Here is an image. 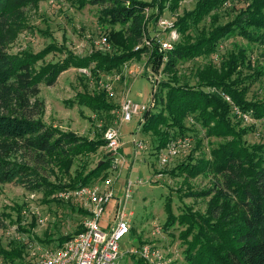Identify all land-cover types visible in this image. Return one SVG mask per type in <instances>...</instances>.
<instances>
[{"label": "trees", "instance_id": "16d2710c", "mask_svg": "<svg viewBox=\"0 0 264 264\" xmlns=\"http://www.w3.org/2000/svg\"><path fill=\"white\" fill-rule=\"evenodd\" d=\"M40 1L49 0H0V183H17L30 192H43L50 198L59 190L91 185L104 171L115 169L116 165L113 158L107 159L87 175L76 172L67 185L56 186L43 176L41 168L50 166L71 177L76 159L97 151L104 141H89L47 125L45 102L39 98L40 85L54 86L60 75L70 68H90L95 64L92 71L98 75L119 70L139 58L147 51L142 44L147 31V10L157 7L162 14L166 4L173 9L180 0H68L78 9L88 5L102 6L99 22L121 25L119 31L108 33L113 50L86 57L69 52L62 61L38 68V62L49 52L63 50L51 44L38 53L11 54L9 47L26 26L22 8ZM220 1L200 0L195 10L178 22L179 31L184 32L192 24L200 23ZM249 27L264 34V0H252L234 21L217 27L194 43L174 45L166 53L165 64L163 53L157 50L149 60L153 68L164 66L163 72L169 77L159 83L155 93L156 109L158 103L161 109L146 112L142 127L143 133L156 137L157 150L165 148L173 137L189 135L192 129L186 121L190 117L195 119L193 125L199 123L207 129L208 136L231 138L214 148L210 159L202 158L195 165L183 163L170 171L176 177L182 174L196 177L211 171L220 178L202 193L205 197L212 195L206 217L191 209L176 216L171 202L166 203L168 217L164 228L174 227L176 223L186 226L181 238L187 245V264H264V145H247L242 140V132H237L231 124V106L222 95L205 89L220 90L258 119H264V102L246 100L244 88L237 80H232L233 72L243 64L241 55L231 54L222 61L219 71L211 65L198 68L195 85L180 83L177 69L182 61L215 54L220 41L233 34L254 40ZM136 47L139 49L135 50ZM73 102L109 116L116 107L107 101L104 93L94 97L80 94ZM81 230L82 224L75 233L59 237L52 249L63 246ZM49 241L46 242L51 245ZM0 256L16 264L17 260H22L23 251L1 249Z\"/></svg>", "mask_w": 264, "mask_h": 264}, {"label": "rangeland", "instance_id": "374dc122", "mask_svg": "<svg viewBox=\"0 0 264 264\" xmlns=\"http://www.w3.org/2000/svg\"><path fill=\"white\" fill-rule=\"evenodd\" d=\"M199 1L180 0L173 9L166 4L165 9L160 12L162 14H159L157 7L148 9L147 31L142 42L147 51L139 58L124 64L119 70L94 75L92 70L95 64L90 68H70L60 75L54 86H47L45 83L40 85L39 98L45 102L44 121L47 125L89 141H104L97 151L76 159L71 169V177L50 166L41 168L40 172L49 182L56 186L67 185L76 172H84L87 175L110 158L115 160V169L104 171L91 185L112 181L115 195L119 198L123 195L122 188L128 180L137 184L139 182L138 186L133 188L127 207V212L132 213L131 232L120 243L123 253L121 264H147L144 260L139 262L142 259L137 251L148 243L160 249L166 259L171 261L170 264H187V245L181 238L186 226L176 223L174 227L164 228L168 217L166 203L171 202L176 216L191 209L194 213L206 217L212 195L205 197L202 193L211 189L215 181L220 180L211 171L196 177L186 174L176 177L172 176L170 171L183 163L193 162L195 165L203 160L202 158L210 159L211 151L229 141L230 137L208 136L207 129L199 123L193 125L195 119L190 117L186 121L192 129L190 134L173 137L171 140L186 139L187 151H181L160 170L159 152L162 149H156L157 140L151 133H143L140 130L137 137L146 143L147 150L135 154L134 139L141 118L135 116L131 122L122 123L119 119L124 99L141 105L150 102L154 89V84L147 75L150 68L160 83L169 78L163 72L164 66L153 68L149 61L157 50L163 53L165 64L167 51L162 49L160 43L173 46L194 43L201 36L212 33L217 27L234 21L252 0H221L218 7L207 13L200 23L192 24L184 32L179 31L178 22L194 11ZM22 9L26 26L10 45L9 53H38L51 44L63 50L49 52L43 61L38 62V68L62 61L69 52L80 57L96 52L110 53L113 49L108 41V33L122 29L121 25L99 22L102 6L88 5L78 9L68 0H49L28 4ZM162 21L167 22V25L162 26ZM248 31L254 36V40L233 34L220 41L215 54L182 61L177 68L180 83L195 85L198 83L195 75L198 68L204 69L211 65L219 71L222 61H226L231 54L241 55L243 64L233 72L232 80H237L244 88L246 100L264 102V34L255 27H249ZM110 88L113 90V96L110 95ZM205 90L222 95L231 106V124L237 132H242V140L247 145H264V119H258L252 112L242 110L228 95L216 88L208 87ZM101 93L105 94L107 101L116 105L109 112L111 116L105 112L96 113L73 102L80 94L94 97ZM160 109L161 105L158 103L156 110ZM107 114L111 119H108ZM213 125L212 123L211 126ZM111 127L118 128L121 135L122 146L117 153L108 147L105 140L106 131ZM160 172L162 177L157 178ZM74 190H59L49 198L43 192H30L17 183H0V251L19 248L23 251V256L16 264H34L39 248H55L59 237L75 233L88 215V206L84 198L69 194ZM80 210L86 211L87 214ZM156 226L161 228V234L152 236V230ZM48 240L52 241L51 245L46 242ZM215 243L221 245V242ZM0 264L12 262L0 256Z\"/></svg>", "mask_w": 264, "mask_h": 264}, {"label": "built area", "instance_id": "2783aa9c", "mask_svg": "<svg viewBox=\"0 0 264 264\" xmlns=\"http://www.w3.org/2000/svg\"><path fill=\"white\" fill-rule=\"evenodd\" d=\"M160 24L166 26L167 22L162 21ZM160 44L164 51L173 48V45L169 43ZM138 49L139 47L136 48V50ZM147 75L154 84L150 102L147 105H141L126 98L121 103L119 111L121 123L131 122L135 116L141 118L140 127L137 129L134 139L136 155L141 150H147L146 143L139 140L137 136L145 123V113L154 110L156 107L155 93L160 83L151 68ZM109 91L110 95L113 96L112 88ZM105 140L108 147L116 153L122 146L118 128H109L106 131ZM186 142H188L186 139L171 141L160 151V170H163L171 159L178 156L181 151H187ZM118 162L116 160L117 164H119ZM157 176V178L162 177V173H158ZM138 184L128 180L123 185V195L119 198L115 195V186L112 181L83 186L69 193L84 198L88 206V215L82 221V230L57 249L39 248L38 253L35 254L34 264H121L123 253L120 243L131 232L132 213L127 212V207L132 198L133 188L137 187ZM114 200L115 203H113ZM112 204L114 205L113 218L111 224L105 226L103 223ZM151 234L152 236L161 234V228L159 226L154 227ZM137 254L147 264H170L171 262L166 259L165 254L160 249L151 243L143 245Z\"/></svg>", "mask_w": 264, "mask_h": 264}, {"label": "crops", "instance_id": "0c3cea01", "mask_svg": "<svg viewBox=\"0 0 264 264\" xmlns=\"http://www.w3.org/2000/svg\"><path fill=\"white\" fill-rule=\"evenodd\" d=\"M113 208H114V205H110V209L108 210V214L106 216V219H105V222L103 223L105 226L111 224V221H112V217H113Z\"/></svg>", "mask_w": 264, "mask_h": 264}]
</instances>
